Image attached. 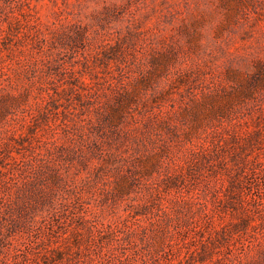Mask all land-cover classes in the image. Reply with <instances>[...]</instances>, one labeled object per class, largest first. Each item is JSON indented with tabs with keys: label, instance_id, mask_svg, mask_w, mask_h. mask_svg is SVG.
Here are the masks:
<instances>
[{
	"label": "rangeland",
	"instance_id": "1",
	"mask_svg": "<svg viewBox=\"0 0 264 264\" xmlns=\"http://www.w3.org/2000/svg\"><path fill=\"white\" fill-rule=\"evenodd\" d=\"M27 2L24 9H19L14 0H0V40L5 33L9 36L0 51L1 83L2 80L13 84L26 81L25 71L29 64L39 58L36 52L31 51L30 38L26 36L29 32L35 33L36 29H30L31 26L27 24L17 25L18 20H25L22 12L29 10L31 24L35 23L37 29L50 36L63 33L73 23L84 25L90 35L88 43L66 44L51 49V70L57 77L90 83L112 78L126 80L129 74L132 79H137V83L142 82L147 87L145 92L148 94L143 96L146 100L142 102L144 105L150 104L155 96L163 97L154 105H162L175 112V121L180 128L176 133L160 127L150 131L146 145L151 152L159 150L167 134H170L175 149L183 154V144H180L184 137L183 130L199 122L198 129L202 135L194 138L193 142L205 140L211 149L206 162L193 166L194 180L187 181L182 188L197 211L189 220L203 222L202 211H198V197H201L214 210L217 227H232L243 215L241 210L231 211V208H227L225 214L218 210L228 201L237 200V193L264 195L263 180L258 184L251 162L258 155L264 159V83L255 79L249 84L240 82L241 77L254 75L258 61L264 63V0ZM117 43L120 47L112 51ZM106 53H115L112 57L117 58L105 57ZM120 67L127 73L121 75ZM229 74L234 80L228 78ZM155 87L158 93L153 95ZM59 89L62 90V87ZM61 94L64 104L75 100V95L70 91H61ZM33 101L31 97L32 104ZM29 112L37 114L33 109ZM48 116L49 120L54 119L55 113ZM69 116L76 117L75 114ZM62 117L60 114L59 118ZM3 123L5 128L11 130L6 132L1 123L0 152L6 151L2 141L15 143L13 138L23 141L20 137L28 132L27 127L20 123L8 119ZM47 127V124L43 125V128ZM260 129V133H255ZM13 131L15 135L11 136ZM215 131L220 133L215 134ZM47 136H53V133L49 131ZM59 141L62 142V139ZM12 153L17 155L16 151ZM95 163L99 164L97 159ZM109 169L103 166L100 172L92 169L79 172L72 167L71 171L76 172L79 181L77 191L83 202L71 207L87 210L84 214L93 220L91 224L118 225L120 242L106 237L101 249L89 241L91 233L88 228L91 225L83 223L84 226H80L83 241L72 247L65 254V260L57 264H119L120 257H129L141 263L144 254L154 251L153 238H149L150 243L140 234L127 239L123 230L126 225L132 226L135 220L128 216L133 209L139 211L141 223L152 228L151 222L160 218L158 197L153 196L156 192L146 189L141 181L136 180L133 191L119 197L115 190L118 179ZM106 174L109 177L104 176ZM218 199H222V202L218 203ZM67 212V216L62 215L63 228L55 224L57 232L70 228V223H80L70 210ZM257 223L258 216L254 215L251 224ZM14 237L17 240L14 242L18 243L19 236ZM176 243L178 253L184 255L187 248L178 243V237ZM226 243L223 241L215 248L214 260L220 254L229 255Z\"/></svg>",
	"mask_w": 264,
	"mask_h": 264
},
{
	"label": "trees",
	"instance_id": "2",
	"mask_svg": "<svg viewBox=\"0 0 264 264\" xmlns=\"http://www.w3.org/2000/svg\"><path fill=\"white\" fill-rule=\"evenodd\" d=\"M14 1L19 9L28 5L27 0ZM22 13L25 20H18L17 25L27 24L30 29H36L35 33L29 32L26 36L30 38L31 51L36 52L39 58L25 71L26 81L15 84L0 82V127L2 123V128L10 131L3 126V121L8 119L28 129L27 134L20 137L23 141L16 138H13L15 143L2 141L6 151L0 152V264L63 262L65 254L83 241L80 229L83 223L91 225L88 228L91 233L89 241L101 249L106 237L120 242L118 225L91 224L93 220L84 214L87 210L71 207L83 202L77 191L79 181L76 172L71 168L79 172L87 169L100 172L103 166L109 167L110 173L117 177L115 190L119 197L131 193L136 180L141 181L146 189H154L156 194L153 196L158 197L160 218L151 222V229L141 223L139 211L133 209L128 216L135 220L132 226L126 225L123 230L127 239L140 234L150 243L153 238L154 251L144 254L141 263L120 257L119 264H264L263 194L237 193V200L228 201L218 210L221 214H225L227 208L241 210L243 215L232 227H217L214 210L201 197H198V211H202L203 222L189 220L197 211L182 188L187 181L194 180L193 166L206 162L211 149L205 140L193 142L194 138L202 135L198 129L199 122L183 130L184 137L180 143L183 144V154L175 149L170 134L159 150L149 151L146 139L150 131L160 127L176 133L180 128L175 121V112L162 105H154L163 97L155 96L150 104L144 105L147 87L142 82L137 83V79H132L129 74L126 80L112 78L90 83L57 77L51 70V49L66 44L88 43V29L73 23L63 33L50 36L37 29L35 23L31 24L29 10ZM6 39L9 36L5 33L0 40V51L6 45ZM118 47L119 43L112 51ZM114 55L106 53L105 57L117 58L112 57ZM263 66V61H258L254 75L241 77L240 82L249 84L255 79L264 83ZM119 73L124 75L127 72L120 67ZM228 78L234 80L231 74ZM153 90V95L158 93L156 87ZM61 91H70L75 100L62 103ZM32 109L37 114L29 112ZM50 113H55L54 119L49 120ZM60 114L62 118H59ZM44 124L48 127L43 128ZM49 131L53 136H47ZM260 132L261 129L255 131L257 134ZM219 133L215 131V134ZM12 135H15L14 131ZM259 156L251 161L254 164L252 172L258 184L261 180L264 184V159ZM179 158L184 159L177 160ZM221 202L222 199H218V203ZM68 210L80 223H70V228L57 232L55 224L63 228L62 215ZM254 215L258 216L257 224H251ZM15 235L19 236L18 243L14 242ZM176 237L178 243L187 248L184 255L175 248ZM223 241L227 242L229 255L220 254L214 260V250Z\"/></svg>",
	"mask_w": 264,
	"mask_h": 264
}]
</instances>
